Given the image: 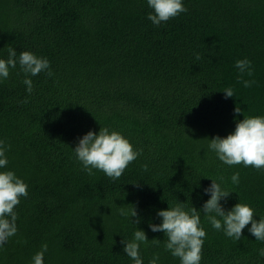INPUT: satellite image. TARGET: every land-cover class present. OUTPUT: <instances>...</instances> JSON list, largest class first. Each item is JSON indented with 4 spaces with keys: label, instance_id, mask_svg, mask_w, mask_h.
I'll use <instances>...</instances> for the list:
<instances>
[{
    "label": "trees",
    "instance_id": "1",
    "mask_svg": "<svg viewBox=\"0 0 264 264\" xmlns=\"http://www.w3.org/2000/svg\"><path fill=\"white\" fill-rule=\"evenodd\" d=\"M184 6L157 27L146 0H0V58L9 46L30 51L53 73L31 77L30 95L19 66L0 83V139L9 145L8 168L28 185L0 264H31L44 244V264H133L121 244L136 228L121 215L132 206L149 239L140 248L144 264L154 253L160 264H179L148 224L177 200L199 210L210 179L223 177L232 192L221 202L226 210L248 203L264 216V171L224 165L207 148V139L234 130L236 106L264 115V0ZM245 57L252 75L241 77L234 63ZM241 79L254 83L245 88ZM228 87L235 96L225 99ZM100 126L141 151L116 180L95 169L89 175L71 149ZM201 220L200 264H264L250 225L235 241Z\"/></svg>",
    "mask_w": 264,
    "mask_h": 264
},
{
    "label": "clouds",
    "instance_id": "2",
    "mask_svg": "<svg viewBox=\"0 0 264 264\" xmlns=\"http://www.w3.org/2000/svg\"><path fill=\"white\" fill-rule=\"evenodd\" d=\"M150 11L147 19L154 26H163L170 19L176 18L187 11L184 0H146ZM23 73L22 83L29 95L33 92V81L40 73L52 77L50 61L46 57H40L30 51H21L19 55L15 48H7V58H0V83L9 78L10 70L16 69ZM241 77L252 75V64L248 58L238 59L234 63ZM245 88L250 87L254 81L241 79ZM225 99L234 97V90L228 87L223 90ZM235 127L225 137L213 136L208 140L207 148L215 154V157L229 167L242 165L251 166L258 171H264V115L245 116L243 110L236 106L233 109ZM243 115V119L236 116ZM75 159L81 164L82 170L89 175L93 170L102 171L112 180L118 179L127 166L136 160L141 151L136 149L130 140L121 132L111 130L108 127L99 128L98 132L89 130L78 138L74 148H71ZM9 145L0 139V247L7 243L9 238L16 235L17 214L15 207L20 203L21 197L28 196V185L16 173L8 168L9 160L6 153ZM232 184L239 183V172H233L230 177ZM211 183L203 189V194L209 198L204 201L198 210L192 204L186 202L169 205L166 209L156 211L160 223H149L148 228L152 232H163L167 238L163 247L173 258L178 259L179 264H200L202 248L206 238V230L201 217L210 226L222 232L228 238L235 241L241 239L242 230L247 227L248 233L255 237V241L264 244V216L256 213L248 203L238 202L230 209H225L222 201H227L230 191L223 187V177L219 181L210 179ZM136 224L131 239H122L123 252L133 264H144L140 254L141 245L149 242L146 232L137 227L140 219L137 211L132 206L130 211L121 212ZM258 216L259 219H255ZM135 218V219H133ZM159 243L158 239H152ZM47 245L41 246L31 259V264H44V255ZM259 257H264V247L257 250ZM148 264H160V255L154 253Z\"/></svg>",
    "mask_w": 264,
    "mask_h": 264
}]
</instances>
